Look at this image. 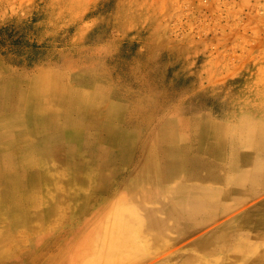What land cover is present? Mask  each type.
<instances>
[{
    "label": "rangeland",
    "instance_id": "rangeland-1",
    "mask_svg": "<svg viewBox=\"0 0 264 264\" xmlns=\"http://www.w3.org/2000/svg\"><path fill=\"white\" fill-rule=\"evenodd\" d=\"M41 70L61 73L81 89L100 87L95 105L101 119L112 103L119 111L116 126L148 144L159 122L171 121L179 131L181 118L204 114L227 123L232 136L252 125L262 138L264 0H0V79ZM103 135L101 127L95 139ZM119 166L123 174L86 204V213L66 218L49 233L25 232L23 246L0 255V264H70L81 233L95 244L94 231H85L93 209H103L134 169ZM246 216L249 224L241 221ZM192 226L182 234L168 230L167 246L148 247L139 260L122 263L264 264L256 259L264 256V191Z\"/></svg>",
    "mask_w": 264,
    "mask_h": 264
},
{
    "label": "bare ground",
    "instance_id": "bare-ground-1",
    "mask_svg": "<svg viewBox=\"0 0 264 264\" xmlns=\"http://www.w3.org/2000/svg\"><path fill=\"white\" fill-rule=\"evenodd\" d=\"M16 82L26 91L18 93ZM99 88H78L63 81L61 73L52 72L29 82L24 77L0 79L1 256L23 246L19 238L25 232L49 233L66 218L76 219L87 212L91 202L121 174L119 165L131 154L129 141L135 133L116 126L119 111L110 102L104 107L106 119H101ZM34 118L38 122L32 127ZM179 124L177 131L175 123L162 121L154 141L143 148L134 169L123 176L124 188L117 190L103 209H93L96 213L85 231H94L95 244L91 239L83 240L81 233L69 253L70 264L135 262L148 247L167 246L168 230L182 234L188 225L196 228L206 224L217 212L228 210L227 196L244 197L264 184V155L258 151L250 155L245 151L246 157L253 158L250 172L226 176L218 188L186 184L183 180L190 171L194 177L216 176V169L200 162L198 155L210 147L208 124L215 142L223 141L227 132L224 125L213 132V123L206 115L192 118L190 125ZM101 127L104 135L99 145L95 132ZM257 140L249 138L248 146ZM106 145L114 146L116 152ZM77 150L86 152L77 155ZM223 227L232 230L231 225ZM248 229L253 226L248 225ZM209 239L203 237L197 244L204 246ZM260 240L264 241V235ZM239 246L245 247L243 243ZM256 257L264 262L261 253ZM244 261L248 263L247 258Z\"/></svg>",
    "mask_w": 264,
    "mask_h": 264
},
{
    "label": "crops",
    "instance_id": "crops-1",
    "mask_svg": "<svg viewBox=\"0 0 264 264\" xmlns=\"http://www.w3.org/2000/svg\"><path fill=\"white\" fill-rule=\"evenodd\" d=\"M47 72H52V74H54V73L59 74L58 72H55V71L41 70V71H37L34 74V76H32V77L27 76V75H23V76H17V77H10L8 79L13 81V80H17V79L24 77L25 80H28V82H29L31 79H36L37 77L39 78V77H41V75L46 74ZM16 83H18V82H16ZM15 87H16L18 93H20L23 90L26 91L25 87L19 83ZM28 88H30V87L28 86ZM204 115H206V114H204ZM200 116H198V117H200ZM206 116H208V115H206ZM198 117H191L189 119L181 118L180 121L185 125H188V124L190 125L192 118H198ZM208 117L210 118V120L213 123V129H212L213 132L216 128H218L219 125H224L226 132H227V136L223 141L215 142L213 137H211L212 136L211 127H209V124H208V131H209V134L211 136L207 137L208 138L207 144L209 142L210 147H209V149L199 151L198 155L200 158V162L206 163V164H208V165H210L216 169V176L214 175L210 178H204L203 176H195L194 177L192 171H190L188 176L183 181L191 187H193L195 184H198L201 187H203V185L209 184L213 188H218V186H220L225 181L226 176L232 178L236 174H239V173L245 174L246 172L251 171V169L254 167L253 158L252 157H246L245 156L246 153H249V155H250L253 152L258 151V152H260V154L264 155V136L262 138L261 137L258 138L256 136V133H255V127H252V125H251V127L249 126L247 128V132L242 131L243 136L241 134H238L240 137L239 136H232V134L230 135L229 125L227 123L217 121V120L211 118L210 116H208ZM36 122H38V121L36 118H34L30 122V126L33 127L36 124ZM159 126H160V122L158 124V127ZM96 130H98V129H96ZM156 130H155V132H153V135L151 137V141H154V139H155V133H157ZM249 138H250V140H255L256 138H258L257 143L256 144L252 143L250 146H248L247 141ZM97 143L99 145L103 144L101 141H98ZM129 144H130L131 154L124 161L120 160L121 165L122 164L123 165L127 164V165H131V166L134 165L133 163L138 161L140 153H142L141 151L143 150V148L148 145L147 142L138 139L137 134H135L132 137V139L129 141ZM106 146L113 148L112 150L114 152H116V148L114 146H112V145H106ZM114 148H115V150H114ZM248 149H252L253 151L248 150ZM245 151H246V153H245ZM219 170H221L220 173L218 172ZM120 173L123 174V171H121V169H120ZM217 173L219 174L218 176H217ZM116 180H117V178H116ZM263 191H264V184H261L260 186L254 187L253 189H251L249 191V193L244 197H242V196L235 197V196H237L235 194L234 195L231 194L230 196H227L226 201L232 207L229 206L228 210H226L225 212H223L224 210L217 212L216 216L214 218H212V220L218 219L220 216L227 213L231 208H233L234 206H237L242 201L244 202V201L248 200V198L254 197V196H256V194L261 193ZM228 223H231V222L229 221ZM225 225H227V224H225Z\"/></svg>",
    "mask_w": 264,
    "mask_h": 264
}]
</instances>
